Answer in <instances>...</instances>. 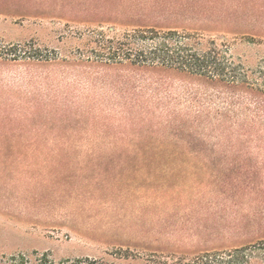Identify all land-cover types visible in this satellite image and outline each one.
I'll return each mask as SVG.
<instances>
[{"label": "rangeland", "instance_id": "1", "mask_svg": "<svg viewBox=\"0 0 264 264\" xmlns=\"http://www.w3.org/2000/svg\"><path fill=\"white\" fill-rule=\"evenodd\" d=\"M142 5L132 17L116 0H0V264L112 262L158 233H198L196 248L264 234V105L227 116L249 124L245 135L182 129L180 113L217 84L79 57L91 31L178 25L201 28L202 48L226 37L229 57L260 79L264 0L157 6L180 12L175 21ZM222 13L232 26L218 24Z\"/></svg>", "mask_w": 264, "mask_h": 264}, {"label": "trees", "instance_id": "2", "mask_svg": "<svg viewBox=\"0 0 264 264\" xmlns=\"http://www.w3.org/2000/svg\"><path fill=\"white\" fill-rule=\"evenodd\" d=\"M137 1L139 0H116L118 4L128 8L132 17L138 15L134 10L137 5L143 3L145 6L142 5V8L145 10L158 11V18H173L174 21L178 19L173 15L180 12L167 10L165 13L164 10L156 9L159 4L170 0ZM116 14L122 15L119 11ZM230 18L228 14L222 13L218 24L226 28L231 25L228 21ZM202 20L194 22H203ZM111 31L114 34L110 36L96 31L88 34L91 46L79 53L81 62L106 68L173 70L215 83L221 90L217 93L195 94L197 97L191 99V106L180 113L179 126L189 130L193 126L201 127V131L208 135L240 136L251 133L248 123L228 119L227 116L242 114V111L254 116L260 114L264 105V68L255 71L261 75L260 79L250 78L247 70L229 57V41L226 37L210 38L202 48L201 28L188 31L178 25H134L119 34L115 29ZM244 94H249L250 97ZM192 113L194 115L190 117ZM211 114L214 119L209 117ZM202 238L198 233L179 237L158 233L142 243L118 247L111 254L116 261L77 257L59 262L51 261V264H264V234L233 247L192 246L191 242ZM39 264H47L46 257L41 258Z\"/></svg>", "mask_w": 264, "mask_h": 264}]
</instances>
